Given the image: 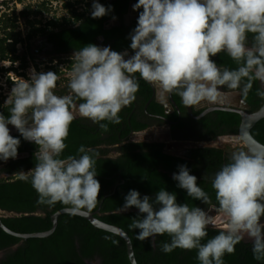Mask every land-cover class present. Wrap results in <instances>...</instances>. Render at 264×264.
I'll list each match as a JSON object with an SVG mask.
<instances>
[{"label": "clouds", "instance_id": "obj_1", "mask_svg": "<svg viewBox=\"0 0 264 264\" xmlns=\"http://www.w3.org/2000/svg\"><path fill=\"white\" fill-rule=\"evenodd\" d=\"M92 9L93 18L109 12L98 0ZM134 10L139 18L130 34V57L127 50L88 44L72 56L69 94H55L57 73L34 69L30 80L15 82L11 90L10 115L0 113V160L17 158L21 143L8 125L38 146L35 167L20 177L30 179L38 204L61 203L72 214L95 208L101 190L96 179L99 153L81 145L79 155L61 158L65 141L77 114L102 131L108 130L103 121L120 124L119 113L136 100L137 73L164 92L177 94L187 107L223 103L234 95L247 97L255 81L261 84L256 94L264 99V0H138ZM222 52L235 62V69L211 59ZM240 142L247 146L232 150L211 178L217 204H211L186 165L173 174L189 197L210 205L207 212L178 203L175 193L163 188L155 199L130 190L120 209L135 207L141 213L129 225L140 230L137 238H152L154 244L155 237L167 234L170 242L160 245L162 252L195 249L200 264H225V254H234L236 245L247 238L254 259L264 262V145L251 137ZM211 211L226 222L202 243L209 226H216L217 215Z\"/></svg>", "mask_w": 264, "mask_h": 264}, {"label": "trees", "instance_id": "obj_2", "mask_svg": "<svg viewBox=\"0 0 264 264\" xmlns=\"http://www.w3.org/2000/svg\"><path fill=\"white\" fill-rule=\"evenodd\" d=\"M22 1V0H18ZM131 1L138 0H98L109 9L107 15L93 18L92 5L94 0H69L64 2L68 15L48 17L42 20L39 15L49 9L46 1L42 0L35 6L25 4L16 12L2 11L0 13V62L10 61V65L2 70L20 69L23 71L29 66L28 51L44 52L46 55L58 56L76 51L88 44L100 47L110 46L113 51L121 52L130 48V34L138 22L126 24L123 16L128 11ZM4 2V1H3ZM84 2V3H83ZM82 4L83 7H77ZM140 9L139 11H142ZM138 11V15H139ZM23 18L26 27L25 34L19 26V19ZM111 19H118V23L108 25ZM41 37L34 47L31 43L36 37ZM102 37V39H101ZM251 39V35L249 36ZM24 44L22 53L18 52V44ZM34 59L36 53H30ZM218 65L235 69L237 65L226 53H219L211 57ZM18 62V65H13ZM72 58L68 65L72 66ZM38 67V64L34 62ZM58 74L55 94L63 96L69 94L68 82L70 78L65 72H60L58 64L50 65ZM139 90L136 99L142 106L151 96V87L148 82L136 74ZM10 81V80H9ZM11 82V81H10ZM261 88L260 82L255 81L253 88L243 97L249 104L250 110L257 109L264 101L256 91ZM11 100V99H10ZM5 101V95L0 94V113L5 117L10 115L12 103ZM152 109H160V105L151 102ZM131 106L124 107L119 116L120 124L108 121L107 131L92 132L93 128H86L81 118H75L70 125L69 135L65 143L66 149L61 158L69 155H79L81 145L99 153L97 159L96 179L101 184L99 200L92 210L99 208L96 215L109 223L117 224L129 234L136 260L139 264H200L197 259V250L175 249L171 253H164L160 245L170 242L167 234L139 240V229L129 228L133 218L141 215L135 207L122 212L120 208L125 204V197L130 190H137L141 198L147 195L155 199L160 188L175 193L177 202L187 203L190 207L198 206L203 210L210 207L200 200L189 197L186 190L179 188L173 174L179 171L180 165H186L190 174L195 175L198 185L208 193L211 204H217L215 191L211 186V178L221 166L228 162V156L233 149L214 145H202L189 150L186 156H179L165 152L163 144L150 141H125L127 137L118 136L122 127L128 124V115ZM133 128L141 130L147 123L132 120ZM207 130L206 139H215L222 134H237L240 115L233 111L216 110L209 112L200 119ZM128 129L121 133L124 136ZM105 133L107 136H102ZM255 138L264 143V117L259 119L251 128ZM14 138L20 139L17 158H10L7 162L0 160V211L2 221L11 229L19 232L46 230L51 227V213L64 206L57 203L54 206L37 203L38 193L32 187L30 179L22 180L21 175H27L35 165V152L38 146L24 140L19 131L14 128L10 131ZM242 147H245L242 146ZM114 148L118 154L110 155ZM28 152L27 155L25 153ZM205 176L207 177L205 179ZM221 227L208 228V237L202 240L206 243L217 235ZM116 241L117 243H113ZM0 264H90L96 260L97 264H131L125 240L118 234L94 226L83 216L62 213L54 231L46 237L21 238L5 232L0 227ZM225 264H264L256 261L252 253L251 241L242 240L236 245L234 254H225Z\"/></svg>", "mask_w": 264, "mask_h": 264}, {"label": "flooded vegetation", "instance_id": "obj_3", "mask_svg": "<svg viewBox=\"0 0 264 264\" xmlns=\"http://www.w3.org/2000/svg\"><path fill=\"white\" fill-rule=\"evenodd\" d=\"M125 14L123 16V19L126 24H131L135 21L138 22L139 15L137 10L135 14L131 13V20L125 18ZM116 21L117 23L119 22L118 19ZM127 51L130 52V56L134 54L133 50ZM149 85L151 87V96L143 106L142 102L138 99L128 105L131 106L130 114L127 116L128 124L124 125L118 132V136L127 137L125 141L159 142L163 144L162 149L165 152L179 156H186L189 153V150L194 147L206 145L208 141L215 140L220 136L228 137L233 135L222 134L215 139L207 140V130L205 129L204 124L200 122V119H202V117L207 115L209 112L200 117H196L195 115H198L204 108H206L209 105L208 102H202L199 106L193 107L191 113L189 111V108L183 104L182 99L177 94L164 92L155 84L151 85L149 83ZM225 91L227 90L225 89ZM151 102L158 103L160 105V109H152L150 107ZM76 118H81L86 128H93V133L96 134L98 131H100V127L97 124L93 123L90 119L80 117L78 114L76 115ZM132 120L141 123H147L148 126L141 130H135L133 128ZM127 129V133H125L124 136H121V133L126 131ZM154 130H158V132L162 133V135L165 136L166 139L157 140L140 137V134H142L143 136H147L149 132ZM142 131L148 132L144 134L140 133ZM102 136L105 137L107 135L105 133H102ZM31 143L35 144L34 142ZM177 145H181L184 148L182 153H175L171 150V148L177 147ZM109 154L116 155L118 154V152L117 150L112 148Z\"/></svg>", "mask_w": 264, "mask_h": 264}, {"label": "rangeland", "instance_id": "obj_4", "mask_svg": "<svg viewBox=\"0 0 264 264\" xmlns=\"http://www.w3.org/2000/svg\"><path fill=\"white\" fill-rule=\"evenodd\" d=\"M4 1V2H3ZM42 0H0V13L2 11L6 12H11L12 9L16 12H18L23 5L25 4H32L35 6L37 3H39ZM46 1V6L49 8L47 10H44L39 17L42 20L47 19L48 17L54 16V17H60L63 15H68L67 8L64 5V2L69 1V0H44ZM71 1V0H70ZM84 1V0H83ZM84 3V2H83ZM77 7L81 8L83 7L82 4H78ZM128 20H131V17L128 18ZM19 26L23 34L26 32V27L23 24V18L19 19ZM41 37H36L32 40V44L34 47L39 43ZM18 47V52L22 53L25 49V45L20 43L17 45ZM36 53L34 54L35 57L34 59L31 57L30 53ZM75 51H71L69 53L63 54V55H58V56H50L44 54V52H35L34 49L28 51V55L30 56V61H29V66L32 67V63H37L38 67L41 69L39 73L43 72L46 73L48 71L55 72L50 65H55L56 63L58 64V68L60 69V72H65V76L68 78H71L69 76V73L72 69V66H69L68 60L72 58L73 54ZM10 65L9 61H2L0 62V94L5 95V101L10 100V95H11V90L15 85V82H20L22 79L28 80L30 77V71L32 68L27 69L24 71V75L20 74L21 72H16L15 70H9L5 71L2 70L1 67L4 69ZM18 65V62L13 64ZM27 73V74H26ZM56 73V72H55ZM11 82H10V81ZM12 84V85H11ZM10 131L15 128L13 125H8ZM141 138H148V139H157V140H164L166 139L165 136L162 135V133H159L158 130H154L148 133L147 136H143L140 134ZM221 137V136H220ZM225 137L223 141L219 140V137L215 140H210L207 142L209 145H214V146H220V147H228L229 149H236L244 146V143L240 142L237 137H232V136H222ZM171 150L175 153H182L184 148L181 145H177V147L171 148ZM206 212L209 210V207L204 209ZM210 215H217V221H216V226L224 228L226 218L222 215L216 214L215 211L209 212ZM244 240L250 241L247 238ZM3 252H0V255H2ZM98 262L96 260L91 261L90 264H97Z\"/></svg>", "mask_w": 264, "mask_h": 264}, {"label": "water", "instance_id": "obj_5", "mask_svg": "<svg viewBox=\"0 0 264 264\" xmlns=\"http://www.w3.org/2000/svg\"><path fill=\"white\" fill-rule=\"evenodd\" d=\"M136 4L135 1H131L129 5L128 12L125 14V18H129L131 16V13L135 14L136 10H134V5ZM109 25V24H108ZM102 38V37H101ZM128 52V57H130V52ZM122 53V52H121ZM128 57H125L126 59ZM152 85V83H150ZM149 102V101H148ZM189 111L192 113V107H188ZM250 104L241 96V95H234L229 97L223 102V103H216L212 104L209 103V105L204 108L198 115H195L196 117H200L212 110H225V111H233L240 115V123L238 126V132L237 134L231 135L232 137H237L241 141L248 140V137H251L253 141H255L258 145H264L261 141H259L257 138L253 136L251 133V128L253 125L261 118L264 117V101L263 103L255 110H250ZM148 131H142L140 133H147ZM247 133V136L244 134ZM245 147L247 146L244 144ZM28 152L25 153L27 155ZM22 154H19L20 156ZM99 211V208L95 210H88V209H82L77 215L83 216L86 219H88L94 226L113 232L115 234L120 235L126 242L127 247V254L128 258L131 262V264H139L136 260L133 244L131 241V238L126 230H124L122 227H120L117 224L109 223L105 220H102L96 215V212ZM62 213H71L68 207H62L58 210L51 213V222L52 225L50 228L46 230L41 231H32V232H19L15 231L11 228H9L3 221L2 216L3 213L0 211V227L7 233L12 234L14 236H18L21 238H29V237H46L49 234H51L54 229L56 228L58 216Z\"/></svg>", "mask_w": 264, "mask_h": 264}, {"label": "built area", "instance_id": "obj_6", "mask_svg": "<svg viewBox=\"0 0 264 264\" xmlns=\"http://www.w3.org/2000/svg\"><path fill=\"white\" fill-rule=\"evenodd\" d=\"M8 61V60H7ZM10 62V61H9ZM29 68H32V70L34 69L37 73H39V71H41V69L39 68V67H36L35 65H34V63H32V67H30V66H28L24 71H26L27 69H29ZM19 71H23L22 69H20ZM18 71V72H19ZM20 74H22V72L20 73ZM27 74V73H26ZM24 75V74H23ZM28 80H30V78H28ZM12 85V84H11Z\"/></svg>", "mask_w": 264, "mask_h": 264}, {"label": "crops", "instance_id": "obj_7", "mask_svg": "<svg viewBox=\"0 0 264 264\" xmlns=\"http://www.w3.org/2000/svg\"><path fill=\"white\" fill-rule=\"evenodd\" d=\"M117 19H111L110 21H109V25H111V24H115V23H117V21H116Z\"/></svg>", "mask_w": 264, "mask_h": 264}]
</instances>
